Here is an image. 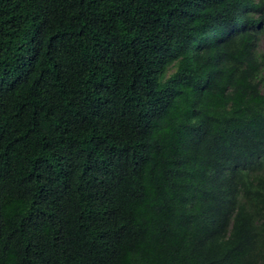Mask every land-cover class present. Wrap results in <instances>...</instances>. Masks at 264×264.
Here are the masks:
<instances>
[{
  "label": "trees",
  "instance_id": "16d2710c",
  "mask_svg": "<svg viewBox=\"0 0 264 264\" xmlns=\"http://www.w3.org/2000/svg\"><path fill=\"white\" fill-rule=\"evenodd\" d=\"M264 0H0V264H264Z\"/></svg>",
  "mask_w": 264,
  "mask_h": 264
},
{
  "label": "rangeland",
  "instance_id": "374dc122",
  "mask_svg": "<svg viewBox=\"0 0 264 264\" xmlns=\"http://www.w3.org/2000/svg\"><path fill=\"white\" fill-rule=\"evenodd\" d=\"M258 49L261 51H264V34L261 36V38L259 40Z\"/></svg>",
  "mask_w": 264,
  "mask_h": 264
}]
</instances>
